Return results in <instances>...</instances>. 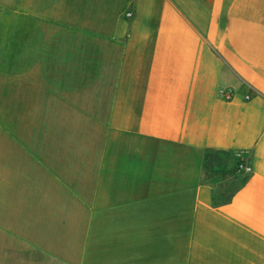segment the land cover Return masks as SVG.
<instances>
[{"label": "crops", "instance_id": "obj_1", "mask_svg": "<svg viewBox=\"0 0 264 264\" xmlns=\"http://www.w3.org/2000/svg\"><path fill=\"white\" fill-rule=\"evenodd\" d=\"M129 6L101 95L0 126V264H264V0Z\"/></svg>", "mask_w": 264, "mask_h": 264}, {"label": "rangeland", "instance_id": "obj_2", "mask_svg": "<svg viewBox=\"0 0 264 264\" xmlns=\"http://www.w3.org/2000/svg\"><path fill=\"white\" fill-rule=\"evenodd\" d=\"M130 3L0 0V126H60L64 121L55 120L54 113L68 110L59 102L101 95L102 64L117 61L118 22L130 17ZM29 92L31 103H23ZM23 112L29 119L22 118ZM33 257L41 260L33 253L10 261L24 264L22 258Z\"/></svg>", "mask_w": 264, "mask_h": 264}, {"label": "built area", "instance_id": "obj_3", "mask_svg": "<svg viewBox=\"0 0 264 264\" xmlns=\"http://www.w3.org/2000/svg\"><path fill=\"white\" fill-rule=\"evenodd\" d=\"M231 96H232V92L230 91V90H228V91H225L224 93H223V97L226 99V100H229V99H231ZM246 98H248V97H246ZM236 169L238 170V171H249L250 170V167H249V165H247L246 164V162H245V160L242 158V156L241 155H237V165H236Z\"/></svg>", "mask_w": 264, "mask_h": 264}]
</instances>
